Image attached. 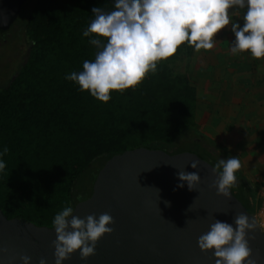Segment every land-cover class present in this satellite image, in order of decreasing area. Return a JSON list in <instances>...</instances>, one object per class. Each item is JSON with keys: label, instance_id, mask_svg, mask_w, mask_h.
<instances>
[{"label": "trees", "instance_id": "16d2710c", "mask_svg": "<svg viewBox=\"0 0 264 264\" xmlns=\"http://www.w3.org/2000/svg\"><path fill=\"white\" fill-rule=\"evenodd\" d=\"M113 4L26 0L14 24L0 33L16 28L24 50L14 71L0 80V151L8 148L0 174V210L8 220L52 230L54 216L66 203L75 208L90 198L105 163L133 149L189 152L214 167L218 161L209 158L201 146L205 142L230 158L201 133L195 88L187 74L174 73L176 63L193 53L187 44L135 90L114 92L107 103L65 79L98 51L82 35L94 19L92 8L110 12ZM236 175L230 191L256 215L261 196Z\"/></svg>", "mask_w": 264, "mask_h": 264}, {"label": "clouds", "instance_id": "9594fccd", "mask_svg": "<svg viewBox=\"0 0 264 264\" xmlns=\"http://www.w3.org/2000/svg\"><path fill=\"white\" fill-rule=\"evenodd\" d=\"M113 5L110 12L102 7L92 8L94 19L82 35L89 37V43L98 51L94 60L83 62L81 71L65 76L81 92H88L100 102H109L114 92L135 90L149 74L157 72L158 64L174 57L182 45L187 44L197 53L212 50L216 35L230 24L235 36L230 44L231 54L248 53L255 59H264V0H114ZM229 9L236 10L232 16ZM240 12H244L243 27L235 22ZM7 152L6 146L0 151V174L6 169L3 156ZM241 166L239 157L220 159L215 164L213 171L218 179L213 187L218 195L230 198ZM188 167L197 169L199 161L192 160ZM177 179V188L187 185L189 191L200 183L196 171L177 170ZM74 211L66 203L52 220L55 264H63L77 250L82 259L93 256L96 243L112 232L109 225L114 221L109 214L81 219ZM234 224L235 228L215 220L198 239L201 251L214 252L216 264H252L247 234L256 230L257 223L240 214ZM19 259L22 264H31L32 260L27 255ZM39 264H47L46 259L41 258Z\"/></svg>", "mask_w": 264, "mask_h": 264}, {"label": "water", "instance_id": "95a60500", "mask_svg": "<svg viewBox=\"0 0 264 264\" xmlns=\"http://www.w3.org/2000/svg\"><path fill=\"white\" fill-rule=\"evenodd\" d=\"M25 1L0 0V33L14 24ZM233 12L229 9V15ZM192 160L199 161L195 170L188 167ZM213 168L189 152L168 155L137 148L114 156L98 172L90 198L74 211L81 219L109 214L112 232L96 243L93 256L82 259L77 250L63 264H216L214 252L201 251L198 239L215 220L235 228L240 214L257 223L247 234L250 260L264 264V234L256 215L247 212L231 191L228 199L217 194ZM177 170L198 172L195 190L187 185L177 188ZM55 240L53 229L8 220L0 210V264H22L19 258L24 255L32 258L31 264H39L41 258L55 264Z\"/></svg>", "mask_w": 264, "mask_h": 264}, {"label": "crops", "instance_id": "0c3cea01", "mask_svg": "<svg viewBox=\"0 0 264 264\" xmlns=\"http://www.w3.org/2000/svg\"><path fill=\"white\" fill-rule=\"evenodd\" d=\"M236 11V10H234ZM230 14V16H232ZM244 12L235 17L243 27ZM209 51L193 50L178 61L195 88V122L201 133L230 157H239L241 178L259 196L264 191V59L232 55L231 24L215 37ZM221 156V155H219ZM220 159L225 158L223 156Z\"/></svg>", "mask_w": 264, "mask_h": 264}, {"label": "rangeland", "instance_id": "374dc122", "mask_svg": "<svg viewBox=\"0 0 264 264\" xmlns=\"http://www.w3.org/2000/svg\"><path fill=\"white\" fill-rule=\"evenodd\" d=\"M17 29L14 28L5 35H0V80L4 82L8 75L14 71L16 64H18L23 55V47L21 42L17 39ZM178 63V62H177ZM176 63V65H177ZM174 66V73H179L182 70L181 65ZM201 146L206 149V153L210 159L220 160L216 149L209 146L205 142H201Z\"/></svg>", "mask_w": 264, "mask_h": 264}, {"label": "built area", "instance_id": "2783aa9c", "mask_svg": "<svg viewBox=\"0 0 264 264\" xmlns=\"http://www.w3.org/2000/svg\"><path fill=\"white\" fill-rule=\"evenodd\" d=\"M256 217H257L258 223L260 224L261 228L264 231V191L261 194V205H260L259 210L256 213Z\"/></svg>", "mask_w": 264, "mask_h": 264}]
</instances>
